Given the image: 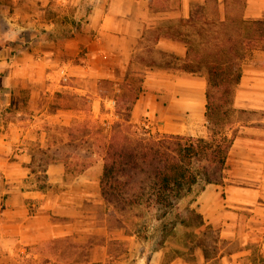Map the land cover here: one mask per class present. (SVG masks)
Returning <instances> with one entry per match:
<instances>
[{"label":"crops","instance_id":"1","mask_svg":"<svg viewBox=\"0 0 264 264\" xmlns=\"http://www.w3.org/2000/svg\"><path fill=\"white\" fill-rule=\"evenodd\" d=\"M253 21H264V0H0V264H37L62 240L55 251L69 255L50 264H264L262 26L235 87L233 107L245 116L229 132L223 181L204 182L158 224L106 202L103 156L78 145L124 121L125 94L126 122L189 132L207 103L205 71L184 66L195 59L190 46L209 30L240 31L245 44ZM180 230L199 241L176 242Z\"/></svg>","mask_w":264,"mask_h":264},{"label":"trees","instance_id":"2","mask_svg":"<svg viewBox=\"0 0 264 264\" xmlns=\"http://www.w3.org/2000/svg\"><path fill=\"white\" fill-rule=\"evenodd\" d=\"M252 25L255 28L246 33L245 44L240 41V31L222 30L224 36L219 38L209 30L201 31L190 46L195 59L186 62L185 68H199L206 73L209 137L152 134L144 126L126 122L130 116L128 111L123 122L100 125L93 131V139L84 136L78 142L90 152L103 156L101 194L106 202L119 211L137 205H154L161 210L157 217L160 219L172 213L179 199L189 194L199 181H223L228 153L236 134L233 130L229 135L234 123L235 87L242 74L241 65L246 53L262 40L258 33L261 26L264 28V21H253ZM40 160L37 186L46 190L51 186L45 172L46 162L43 164L42 157ZM87 165L75 161L73 167L83 169Z\"/></svg>","mask_w":264,"mask_h":264},{"label":"rangeland","instance_id":"3","mask_svg":"<svg viewBox=\"0 0 264 264\" xmlns=\"http://www.w3.org/2000/svg\"><path fill=\"white\" fill-rule=\"evenodd\" d=\"M124 96H129V99L126 100L127 98ZM124 96L120 97L118 105H117V109H118V111L122 112L123 114H127L128 106H129L128 101H130V98H132L131 96H133V94H125ZM233 115H234L235 119H240L243 116H245L241 113H237L235 110L233 112ZM196 121H197V123L192 125L191 128L188 129L189 132H186V134H189V135L194 134L197 136H202V135L205 136V134H207L206 137H209L210 131L208 128V122L206 120V116L202 121H198L197 119H196ZM156 132H157L156 130H151L152 134H154ZM203 186H204V182L199 181L193 187V190L189 193L188 196L194 197V196L198 195L199 191L201 190V188ZM178 207H179V205H178ZM125 211L128 212L129 214H137V215L141 214L143 219H144L143 225H145L146 228L148 225H151L152 223L158 224L157 223V217L161 214V210H159L158 207L154 206V205H151V206H146V205L139 206V205H137L136 207H133L132 209L128 208ZM176 216L177 215H175V217H173V220L177 219ZM188 217H189V220H188L189 223L188 224L192 226L191 230H193V228L195 226H198V222H199L198 214L196 212H191V213H189ZM136 222H137L136 225L138 226V229H139V218L137 219ZM169 223H170V221H169ZM167 227H169V226L167 225ZM187 235L189 236L188 238L191 240V242L194 240L199 241L198 234H195L194 231L188 233L187 231L180 230V232L176 233V236H175L176 242H178V243L183 242L184 238ZM57 245L66 246V241L62 240L59 242L48 243V245L45 247V250H47V252L45 251V257H43L41 262L38 261L37 264H50L49 262L51 261V257L56 258V261H61L65 256L69 255V253L67 251L66 252L63 251V252H61V254L56 253L55 248ZM78 257L82 258L83 254H79Z\"/></svg>","mask_w":264,"mask_h":264}]
</instances>
